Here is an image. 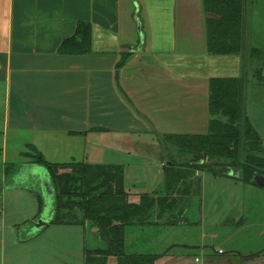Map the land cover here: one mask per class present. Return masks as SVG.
<instances>
[{"label":"crops","instance_id":"1","mask_svg":"<svg viewBox=\"0 0 264 264\" xmlns=\"http://www.w3.org/2000/svg\"><path fill=\"white\" fill-rule=\"evenodd\" d=\"M207 20L204 0H0V166L18 167L15 196L32 175L51 182L30 146L52 163H94L104 147L151 152L166 134L207 133L211 79H261L264 0H245L239 53L209 52ZM82 22L92 26L91 51L62 50L82 39ZM37 198L22 223L0 211V264H85L87 225L50 223L55 204L40 213ZM158 254L155 264L170 257Z\"/></svg>","mask_w":264,"mask_h":264},{"label":"trees","instance_id":"2","mask_svg":"<svg viewBox=\"0 0 264 264\" xmlns=\"http://www.w3.org/2000/svg\"><path fill=\"white\" fill-rule=\"evenodd\" d=\"M245 0H204L208 15V50L213 54L239 53L243 49ZM77 35L65 40L62 50L88 52L92 48V26L79 23ZM128 54L123 56L124 63ZM209 131L205 134H166L167 170L164 195L145 193L134 201L125 187V171L120 164L49 162L43 154L27 153L44 165L54 188L53 224H85L95 231L98 247H86L85 264H155L158 253H129L126 250V229L130 225L156 222L186 221L185 198L178 182L190 172L210 167L229 166L239 170L233 177L251 182L254 175L264 176V146L253 123L244 120L242 79L216 77L211 79ZM168 151V152H167ZM6 177H13L18 167L6 165ZM216 174V172H214ZM232 177V176H231ZM179 191V192H178ZM193 192V191H191ZM179 194L176 196V194ZM39 212L44 198L39 195ZM181 217V218H180ZM180 221V222H179ZM27 223V222H26Z\"/></svg>","mask_w":264,"mask_h":264},{"label":"rangeland","instance_id":"3","mask_svg":"<svg viewBox=\"0 0 264 264\" xmlns=\"http://www.w3.org/2000/svg\"><path fill=\"white\" fill-rule=\"evenodd\" d=\"M260 56L259 60L263 61L259 66L261 79L246 73L241 99L244 120L251 117V122L258 123L264 135V50L260 51ZM156 141L162 148L163 158L142 150V146L126 143L128 148L121 145L115 149L104 147L95 156L91 154L90 161L122 165L125 187L133 198L145 193L164 195L168 170L165 167L167 144L160 137ZM41 168L44 170L45 167ZM32 179L33 175L24 179L22 185L26 191L15 196L18 191L11 188L19 184L13 181V177H6V170L0 166V211L6 209L10 214L15 211L21 223L28 214L29 207L25 205L28 198L39 195L44 198L46 194L42 181ZM177 184L179 193L187 191L191 195L183 203L187 214L185 223L163 222L161 217H157L152 224L128 226L126 250L129 253L169 252L170 257L157 264H195L196 257L200 260L204 257L216 264H264V234L260 232L264 230L263 187L206 169L190 172ZM3 193L8 196L6 200L1 198ZM50 197L53 199L44 198V208L55 204L54 196ZM19 198L24 200L18 201ZM229 216L233 222L225 223ZM100 245L102 243L98 242L95 231L88 228L87 246Z\"/></svg>","mask_w":264,"mask_h":264},{"label":"water","instance_id":"4","mask_svg":"<svg viewBox=\"0 0 264 264\" xmlns=\"http://www.w3.org/2000/svg\"><path fill=\"white\" fill-rule=\"evenodd\" d=\"M155 149L157 151H155ZM155 149L151 150L152 154H155V156L163 158L162 148L160 147V145H157V148H155ZM209 170L212 172H216L218 174L228 175V176H232V177H238L239 176V170H235L229 166L210 167ZM251 181H252V183H255L257 185L264 187V176L254 175ZM43 184L45 187L44 190L46 192V195L54 196L55 190L52 188V184H51L50 180L46 178L43 181ZM47 220L48 219L45 216H43L38 221L36 227L40 228L44 223L47 222Z\"/></svg>","mask_w":264,"mask_h":264},{"label":"built area","instance_id":"5","mask_svg":"<svg viewBox=\"0 0 264 264\" xmlns=\"http://www.w3.org/2000/svg\"><path fill=\"white\" fill-rule=\"evenodd\" d=\"M196 264H200L199 262L201 261L200 259H199V257H196Z\"/></svg>","mask_w":264,"mask_h":264}]
</instances>
